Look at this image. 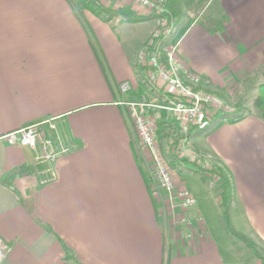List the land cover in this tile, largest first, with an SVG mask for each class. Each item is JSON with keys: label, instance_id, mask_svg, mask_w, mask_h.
<instances>
[{"label": "crops", "instance_id": "1", "mask_svg": "<svg viewBox=\"0 0 264 264\" xmlns=\"http://www.w3.org/2000/svg\"><path fill=\"white\" fill-rule=\"evenodd\" d=\"M70 1L0 0V240L9 247L1 264H224L203 226L193 242H170L145 155L117 104L165 96L136 62L156 27L153 15L136 0H95L108 19ZM166 9L201 89L239 107L264 64V0H168ZM130 15L140 19L129 22ZM122 82L131 86L127 95L118 91ZM248 113L233 123L219 114L190 141L198 165L232 179L264 239V120ZM46 121L55 130H42L68 151L54 163L56 178L42 183L45 165L35 152L2 138ZM157 131L180 170L169 144L175 122L162 114Z\"/></svg>", "mask_w": 264, "mask_h": 264}, {"label": "built area", "instance_id": "2", "mask_svg": "<svg viewBox=\"0 0 264 264\" xmlns=\"http://www.w3.org/2000/svg\"><path fill=\"white\" fill-rule=\"evenodd\" d=\"M136 3L153 15L156 23L155 29L141 46L136 62L143 69L147 82L159 88L165 96L162 101H156L142 94L132 100L121 99L117 104L124 108L135 134L136 146L145 155L152 192L158 203H166L171 210L190 212L195 208L196 201L191 191L179 180L177 170L167 164L161 150L157 121L164 114L175 122L177 134L169 142L171 153L180 161L199 164L200 156L191 146V132L205 130L219 114H232L235 109L219 95L202 90V78L181 59L180 39L174 37L175 26L166 9L168 0H136ZM118 91L121 95H127L131 86L128 82H122ZM43 124L48 130H55L54 124L46 121L10 132L2 139L10 146L33 150L35 161L45 165L42 183H48L56 178L54 163L57 157L68 150L62 146L59 149L56 147L54 140L42 130ZM189 215L185 216L186 219L183 217L182 222L188 229L185 240L193 242L197 236H201L197 231L202 219L198 213L193 218ZM8 251L9 247L0 240V264Z\"/></svg>", "mask_w": 264, "mask_h": 264}, {"label": "rangeland", "instance_id": "3", "mask_svg": "<svg viewBox=\"0 0 264 264\" xmlns=\"http://www.w3.org/2000/svg\"><path fill=\"white\" fill-rule=\"evenodd\" d=\"M70 2L75 9L79 11L82 10V3L86 6L88 5L91 9H97L98 7V2L95 0H71ZM103 15L105 17L107 16L105 19L112 17V15L105 13H103ZM202 20L206 21L207 17H204ZM220 26V22H217L216 27L220 28ZM141 29L143 31L147 30L148 26H142ZM263 82L264 67L260 70V73L256 75L254 82L252 81L251 84H246L245 90L239 94L240 96L237 102L240 104L239 106L243 107V110L247 112L254 111L252 101L258 94L257 89L259 91V86ZM229 106L235 109L232 105L229 104ZM245 106L249 107L250 111L247 110ZM205 131H207V129ZM205 131L201 132V134H204ZM161 150L166 161L168 159L171 165L174 164V162L167 157L168 155L165 154L163 146H161ZM178 177L191 191L202 219V224H200L199 227L203 226L205 233L216 241L220 249V257L223 263L247 264V262L252 259H259L260 264H264L263 237L259 236L261 234H259L258 228L254 226V224H251L249 214L246 212V209L237 195L234 194L232 179L230 180V195L221 200L222 180L213 177L210 181L209 179H202L196 164L187 161L183 162ZM196 206L188 212L180 209L171 210L169 206V209L167 208L166 203H159L165 232L174 246L180 243H189L187 239L185 240L188 229L184 222H182V218H185V216L188 217L189 213L190 218H193L197 213L195 210ZM196 231L197 227L195 226V232ZM197 233L201 234L199 230ZM241 244L246 246L244 247Z\"/></svg>", "mask_w": 264, "mask_h": 264}, {"label": "trees", "instance_id": "4", "mask_svg": "<svg viewBox=\"0 0 264 264\" xmlns=\"http://www.w3.org/2000/svg\"><path fill=\"white\" fill-rule=\"evenodd\" d=\"M82 4H83L82 9H84V8H90L91 9V7H89L88 5L86 6V5H84V3H82ZM91 10L96 12L98 15L103 14V13H105V14L109 13L108 10L104 9L102 6H99V4H98L97 9H91ZM109 14L111 15V13H109ZM125 19L129 22H137L138 19H140V18H137L136 16L130 15V16H126ZM221 21L223 24H225L227 21L226 17L225 16L222 17ZM263 67H264V64H263L262 68ZM252 106L254 109V111L252 113L255 114V116H257L258 118L264 120V82L259 86L258 94L256 95V97H254V99L252 101ZM244 113L246 114L248 112L243 110L242 106H239V107L235 108L234 113L229 114V115H225L224 117L228 118V121L233 123V122H237L240 119H242L245 115ZM175 158L177 159L176 156H175ZM182 162H185V161H182ZM167 164L172 169H175V170L178 169L177 173H179L178 164H172L171 165V163L168 161V159H167ZM196 166L198 168V171H199L202 179H209L210 180L212 177L215 178L216 176H214V175L216 174L217 176H219L220 180H222L223 189H222L221 196H220L221 200H223L224 198H226L227 196L230 195L231 183H230L229 177L224 173L223 170H221V169L208 170V169L202 168L198 164H196ZM210 172L213 173L214 175L208 174Z\"/></svg>", "mask_w": 264, "mask_h": 264}]
</instances>
